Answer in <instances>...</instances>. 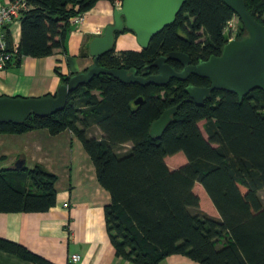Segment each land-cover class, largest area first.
I'll return each instance as SVG.
<instances>
[{"label":"trees","instance_id":"1","mask_svg":"<svg viewBox=\"0 0 264 264\" xmlns=\"http://www.w3.org/2000/svg\"><path fill=\"white\" fill-rule=\"evenodd\" d=\"M99 1L118 0H27L30 8L20 16L16 47L8 27L3 28L10 54L5 68L18 67L25 57L64 54L73 27L69 20ZM243 1L264 27V0ZM233 16L223 0H185L175 22L155 35L146 50L116 53L114 45L98 64L135 69L136 74L147 67V74H153L158 57L178 52L195 65L220 55L227 42L225 24ZM239 30L245 37L241 22ZM123 33L132 32H116L115 40ZM168 65L176 72L181 67L171 60ZM59 76L61 84L69 78ZM187 85L201 88L209 82L190 76L165 87H141L100 75L70 92L63 111L45 118L30 115L22 125L0 123V135L68 131L81 142L98 184L110 196L105 226L118 257L133 264H159L172 255L197 264H264V203L259 195L264 193V92L255 90L239 104L236 95L213 91L197 106L183 91ZM138 98L143 101L135 106ZM172 107H178L176 114L161 137L153 139L151 124ZM92 127L101 138L88 137ZM125 145L129 151L117 154ZM179 153L185 157L183 165L168 166L167 157ZM56 181L38 164L0 170V214L48 211L56 202ZM196 187L204 190L212 215L202 210ZM0 251L32 264H53L2 238Z\"/></svg>","mask_w":264,"mask_h":264},{"label":"crops","instance_id":"2","mask_svg":"<svg viewBox=\"0 0 264 264\" xmlns=\"http://www.w3.org/2000/svg\"><path fill=\"white\" fill-rule=\"evenodd\" d=\"M9 0H0L5 5ZM115 5L99 1L79 26L71 27L65 53L45 58H23L18 67L0 70V96L40 98L54 95L61 84L60 76L83 72L93 65L88 53L90 41L103 34L113 23ZM12 46L20 38V22L8 28ZM140 49L130 33L116 39L115 50ZM19 159L32 169L41 165L57 177L56 202L43 213H1L0 238L19 244L53 264H133L115 255L105 226L104 208L109 194L96 179L95 168L81 142L65 131L50 136L39 130L21 135H0V170L13 169ZM64 204L68 207L65 208ZM0 264H32L0 251ZM159 264H197L183 256L172 255Z\"/></svg>","mask_w":264,"mask_h":264},{"label":"water","instance_id":"3","mask_svg":"<svg viewBox=\"0 0 264 264\" xmlns=\"http://www.w3.org/2000/svg\"><path fill=\"white\" fill-rule=\"evenodd\" d=\"M184 3L185 0H122L121 6L113 9V23L107 25L103 34L94 37L88 45L93 65L86 71L70 75L66 83L58 86L54 95L40 98L0 96V123L22 125L30 115L45 118L61 112L70 92L100 75L113 77L125 85L136 84L141 87H165L172 80L186 82L190 76L206 79L208 87L187 85L183 89L189 101L197 106H202L204 99L210 97L213 91L232 93L237 96L239 104L255 90L264 92V27L249 14L243 0H223L240 20L246 36L226 42L219 56H211L192 65L185 54L171 52L153 62L156 75H148L147 67L141 70V75H137L135 69H105L98 64V58L115 45V33L124 29L133 33L141 50H146L155 35L175 22ZM168 60L179 63L182 69L176 72L167 64ZM142 101V98H138L133 104L138 106ZM177 109L172 107L165 110L151 124L150 137H161ZM24 165L25 161L19 159L13 170L19 171Z\"/></svg>","mask_w":264,"mask_h":264},{"label":"built area","instance_id":"4","mask_svg":"<svg viewBox=\"0 0 264 264\" xmlns=\"http://www.w3.org/2000/svg\"><path fill=\"white\" fill-rule=\"evenodd\" d=\"M115 7L121 6V1H115ZM27 0H9L5 5H0V70L5 68L6 62L9 60L10 54L6 52V43L4 39L5 27H11L17 21H19L22 12L29 9ZM85 20V14L76 15L69 20L71 26H79ZM239 19L234 15L225 24L223 35L227 42L233 41L237 35V24ZM67 208L68 205L64 204ZM79 260L77 255H72L70 262L76 263Z\"/></svg>","mask_w":264,"mask_h":264},{"label":"rangeland","instance_id":"5","mask_svg":"<svg viewBox=\"0 0 264 264\" xmlns=\"http://www.w3.org/2000/svg\"><path fill=\"white\" fill-rule=\"evenodd\" d=\"M239 21H238V24H237V35H236L235 40L241 38V36L239 35V33H240V30H239L240 29V22ZM140 50H141V48L138 51H140ZM116 53H118V51H116ZM95 94H97V93H95ZM203 124H204V122H200L199 123V127H200L201 131L203 132V135L205 136L204 131H203ZM87 135H88V137H94V138H101L102 137V133L95 127H92L89 130H87ZM129 149H130V145H125V146H122V147L118 148L116 150V153L119 154V155H123V154L127 153L129 151ZM183 159L185 160L184 155L182 153H179V154H177V155H175L173 157H167L165 162L171 168H179L184 163V161H182ZM201 189L202 188L196 187L197 194H199V193L201 194V208H202L203 211H205L207 213L209 212V214L212 215V212L208 209L209 207H208V204H207V200L209 202V199L207 198L206 194L204 193V190L203 189L201 190ZM202 192L204 193V195H202ZM259 195H260V199L264 203V193L260 192Z\"/></svg>","mask_w":264,"mask_h":264},{"label":"flooded vegetation","instance_id":"6","mask_svg":"<svg viewBox=\"0 0 264 264\" xmlns=\"http://www.w3.org/2000/svg\"><path fill=\"white\" fill-rule=\"evenodd\" d=\"M123 34H125V33H123ZM130 34H132V33H130ZM120 35H122V34H120ZM119 35V36H120ZM119 36H117V38L119 37ZM116 38V39H117ZM115 43H116V40H115ZM168 61H170V60H168ZM168 61H167V64H168ZM192 65H194V64H192ZM181 66V65H180ZM182 69V67H180V69H178V71L177 72H179L180 70ZM157 74V70L155 69V73H153V74H148V75H156ZM137 75H141V74H137Z\"/></svg>","mask_w":264,"mask_h":264},{"label":"bare ground","instance_id":"7","mask_svg":"<svg viewBox=\"0 0 264 264\" xmlns=\"http://www.w3.org/2000/svg\"><path fill=\"white\" fill-rule=\"evenodd\" d=\"M236 16V15H235ZM237 17V16H236ZM238 18V17H237Z\"/></svg>","mask_w":264,"mask_h":264}]
</instances>
